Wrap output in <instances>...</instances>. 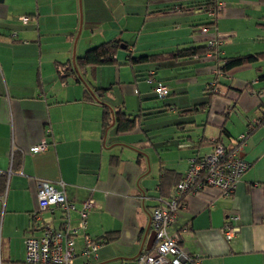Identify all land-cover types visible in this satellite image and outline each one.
<instances>
[{
	"label": "crops",
	"instance_id": "1",
	"mask_svg": "<svg viewBox=\"0 0 264 264\" xmlns=\"http://www.w3.org/2000/svg\"><path fill=\"white\" fill-rule=\"evenodd\" d=\"M216 1L224 5L213 22L203 8ZM214 38L220 57L257 59L217 77L215 58L172 57ZM110 42L119 44L116 64L82 68L80 80L64 76ZM263 64L264 0H0V264H25L43 181L76 205L72 226L93 200L88 229L76 238L79 250L86 234L101 243L92 264H133L153 248V210L175 194L190 160L216 143L234 146L264 116ZM159 86L167 88L162 99ZM118 113L137 118L134 130L118 131ZM43 141L48 150L32 154ZM243 158L252 167L232 197L212 188L188 194L170 229L201 264H264V124ZM42 217L62 225L59 210ZM230 222L239 232L227 241Z\"/></svg>",
	"mask_w": 264,
	"mask_h": 264
},
{
	"label": "built area",
	"instance_id": "2",
	"mask_svg": "<svg viewBox=\"0 0 264 264\" xmlns=\"http://www.w3.org/2000/svg\"><path fill=\"white\" fill-rule=\"evenodd\" d=\"M221 1H216L207 11L213 22H216L222 12ZM22 22L28 23L29 18H22ZM204 27L202 33L208 32ZM219 41L212 39L208 43L209 48H215L217 55ZM219 56V57H220ZM206 57L216 58V53H207ZM222 62H218L215 68L217 77L221 76ZM218 80L210 87L216 91ZM159 98L167 94L165 86L156 89ZM255 121L254 123H256ZM51 131H47L50 134ZM246 133L236 140L232 147H226L222 143H216L211 154L204 157H193L189 162V168L184 177L179 181L175 194L171 199L157 206L152 213L151 223L155 232L153 248L143 251L138 255L133 264H201V258L184 251L180 247L179 234L171 233L170 229L178 221L181 213L186 210L185 197L188 194H198L206 189H215L224 198H230L235 193L241 178L250 170L252 164L243 158V150L246 146ZM49 148L46 141L32 147L30 152L38 154ZM12 171L9 172L11 174ZM38 210L32 215V223L29 235L25 237V264H75L79 256L87 261L84 264H92V258L97 257L101 243L93 240L89 235L84 236V247L78 249L77 236L79 231L88 229V216L94 207V202L88 199L78 211L79 219L76 226H72L71 212L76 211V205L66 196L63 187L57 188L48 181L39 183ZM61 212L62 225L59 229L43 222L42 214L46 211ZM231 222L240 220L238 215L231 217ZM225 224L222 232L227 241L234 239L239 232L238 226ZM40 230L39 236L35 232Z\"/></svg>",
	"mask_w": 264,
	"mask_h": 264
},
{
	"label": "trees",
	"instance_id": "3",
	"mask_svg": "<svg viewBox=\"0 0 264 264\" xmlns=\"http://www.w3.org/2000/svg\"><path fill=\"white\" fill-rule=\"evenodd\" d=\"M214 5V2L211 3V5H209L208 7L206 6L205 8H203L204 10H208L210 7H212ZM201 6L192 8V7H188V10L191 9H201ZM119 44L118 42H110L107 44H104L100 47L94 48L89 50L84 57L80 58L78 60V72L80 73V69L82 68H86L87 66H97V65H101V64H116L117 62V58H116V53L118 50ZM218 52L221 54V50L218 49ZM207 53H216V61L218 60L219 63L222 62V67L220 69V73L222 74V76H226L227 73H229L231 70L235 69V68H239L242 67L248 63H252L254 60L257 59L256 56H240L234 59H226L223 57H219L220 55H217V51L215 50V48H209V45L207 44L206 47H204L203 49H190V50H184V51H179L176 52L174 54H172V57L174 58H183V57H195V56H199V57H206ZM146 61L145 59L142 58H133L130 57L129 61L130 63H135V62H144ZM77 65V64H76ZM78 72L75 70L74 68V64H70L67 66V68H65V75H75V73L78 75V80L81 79V76L78 74ZM211 85L209 86V91H213L210 89ZM89 89V88H88ZM90 90V89H89ZM101 91V90H100ZM91 92V91H90ZM106 106V105H105ZM107 108V106H106ZM107 116H108V112H105V120H104V124L105 126L108 125V121H107ZM136 119H128L124 114L122 113H118L116 115V120L118 122V131L120 133H124V132H130L132 130H134V128L136 127ZM264 124V116L261 119H258V121L256 123L252 122L249 124L248 127V131L246 133V141L250 138V136L255 132V130H257L259 127H261ZM238 140V139H237ZM18 160L17 162L19 163L21 157L18 156L17 157Z\"/></svg>",
	"mask_w": 264,
	"mask_h": 264
},
{
	"label": "water",
	"instance_id": "4",
	"mask_svg": "<svg viewBox=\"0 0 264 264\" xmlns=\"http://www.w3.org/2000/svg\"><path fill=\"white\" fill-rule=\"evenodd\" d=\"M73 64H74V68H75V70L78 72V69H77V67H76V63H75V60L73 61ZM78 74H79V72H78ZM80 75V74H79ZM88 87V86H87ZM89 88V87H88ZM112 114H113V111H112ZM150 230V228H148V230H147V233H148V231ZM147 235L148 234H146V237H147ZM153 237H155V232H151V234H150V238L149 239H152Z\"/></svg>",
	"mask_w": 264,
	"mask_h": 264
},
{
	"label": "rangeland",
	"instance_id": "5",
	"mask_svg": "<svg viewBox=\"0 0 264 264\" xmlns=\"http://www.w3.org/2000/svg\"><path fill=\"white\" fill-rule=\"evenodd\" d=\"M264 67V64L262 65ZM264 70V69H263Z\"/></svg>",
	"mask_w": 264,
	"mask_h": 264
}]
</instances>
